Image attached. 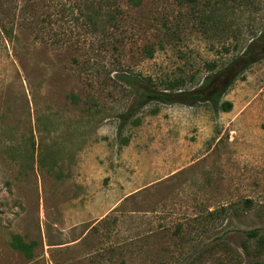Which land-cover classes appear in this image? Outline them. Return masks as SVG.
I'll use <instances>...</instances> for the list:
<instances>
[{"label": "rangeland", "instance_id": "1", "mask_svg": "<svg viewBox=\"0 0 264 264\" xmlns=\"http://www.w3.org/2000/svg\"><path fill=\"white\" fill-rule=\"evenodd\" d=\"M21 4L0 0V264H264V51L247 46L264 0L235 9L237 40L174 0L124 5L103 34L52 7L20 25ZM173 80L220 87L230 109L155 100L126 117Z\"/></svg>", "mask_w": 264, "mask_h": 264}, {"label": "trees", "instance_id": "2", "mask_svg": "<svg viewBox=\"0 0 264 264\" xmlns=\"http://www.w3.org/2000/svg\"><path fill=\"white\" fill-rule=\"evenodd\" d=\"M22 6L19 8V14L22 16L20 25H36L38 23H49L50 7L54 10L53 22L61 20L68 16L70 21H74L90 31H96L101 34L110 28L119 26L122 20L123 6H138L140 0H20ZM177 5L184 8L182 17L190 25L197 27L201 32L210 33L216 39L231 38L238 39L241 27L235 23L233 17L235 9L249 4L255 5V0H174ZM258 1V0H257ZM41 7L43 10L39 13V18H32V11ZM28 14V15H25ZM30 17V18H29ZM17 23V22H16ZM18 25V24H17ZM255 30V33H254ZM2 33L9 39L13 38L11 27L6 29L1 27ZM253 31V32H252ZM239 32V33H238ZM248 32L254 35L250 40L248 47L255 43H260L261 50L264 51V25L252 23V27L248 28ZM238 33V34H237ZM151 47L145 46L143 52L146 55L151 54ZM128 81L125 75L121 76ZM208 83V82H207ZM132 85V81H128ZM181 82L178 80L166 81L159 90L145 88L137 91V98L134 106L130 108L127 115L137 110L149 101H161L163 103H188L193 104L197 101L206 102L212 107L219 106L222 111L230 109L228 100H221L222 89L220 87H201L192 90H181L179 86ZM138 119L134 118L133 123H137ZM248 204L249 201L245 200ZM247 237L257 236V229H249L245 231ZM258 245L264 244V236H258ZM10 246L19 250L24 256H30L31 243L23 242L18 235H12ZM251 264H260V261L254 260Z\"/></svg>", "mask_w": 264, "mask_h": 264}]
</instances>
